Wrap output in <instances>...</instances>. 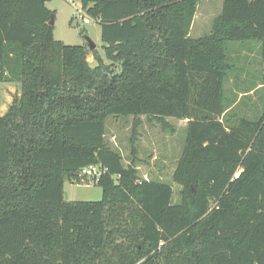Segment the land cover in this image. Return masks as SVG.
<instances>
[{
    "label": "trees",
    "instance_id": "trees-1",
    "mask_svg": "<svg viewBox=\"0 0 264 264\" xmlns=\"http://www.w3.org/2000/svg\"><path fill=\"white\" fill-rule=\"evenodd\" d=\"M46 1L0 0V82L20 85L0 115V264H264V78L242 83L264 61V0H221L196 38L199 0H78L101 28L94 66ZM244 42L255 70L229 55ZM109 115L186 120L179 202L139 178L133 145L123 165ZM90 165L101 198L64 200Z\"/></svg>",
    "mask_w": 264,
    "mask_h": 264
},
{
    "label": "rangeland",
    "instance_id": "rangeland-1",
    "mask_svg": "<svg viewBox=\"0 0 264 264\" xmlns=\"http://www.w3.org/2000/svg\"><path fill=\"white\" fill-rule=\"evenodd\" d=\"M221 0H199L195 15L189 30V36L199 37L209 33L214 18L221 12ZM46 6L54 12L53 36L64 44L85 45L87 38L95 44L96 53L108 62L105 57L101 40V28L98 21L91 19L84 23L81 16H88L80 7L78 0H47ZM89 49V47H88ZM255 45L242 43V48L235 44L233 51L229 45V55L238 63L247 59L250 61L248 69L258 68L252 57ZM242 59H241V58ZM240 58V60L238 59ZM87 61L91 66L96 65L97 59L92 50L87 51ZM255 70V69H254ZM248 72V77L242 83L248 85L258 76L264 78V61L260 64V71ZM232 81L226 82L227 92L234 90ZM264 93V87H260ZM19 83L0 82V115H2L12 101L13 95H19ZM250 104H257L256 94L250 93ZM260 103V102H259ZM243 109V107H240ZM249 114V110L243 109ZM186 120L165 117L163 121L146 115L134 117L109 115L105 118V139L114 150L122 156V163L130 162V149H136L137 174L140 179H155L163 181L172 187V201L181 200V185L173 180V171L183 148L185 140ZM146 177V178H145ZM78 183L65 180L63 183V198L66 201L98 200L101 198V188L83 176L78 177Z\"/></svg>",
    "mask_w": 264,
    "mask_h": 264
},
{
    "label": "built area",
    "instance_id": "built-area-1",
    "mask_svg": "<svg viewBox=\"0 0 264 264\" xmlns=\"http://www.w3.org/2000/svg\"><path fill=\"white\" fill-rule=\"evenodd\" d=\"M81 19L83 20L84 23H89L90 21V17L88 16H86V18L81 16ZM103 172H104V169L102 167L98 165H90V166L83 168L80 171V175L83 177H86L93 183H97Z\"/></svg>",
    "mask_w": 264,
    "mask_h": 264
},
{
    "label": "water",
    "instance_id": "water-1",
    "mask_svg": "<svg viewBox=\"0 0 264 264\" xmlns=\"http://www.w3.org/2000/svg\"><path fill=\"white\" fill-rule=\"evenodd\" d=\"M53 20H54V17L50 19L49 24H53ZM87 44H88L89 50L95 49V44L89 38H87Z\"/></svg>",
    "mask_w": 264,
    "mask_h": 264
},
{
    "label": "crops",
    "instance_id": "crops-1",
    "mask_svg": "<svg viewBox=\"0 0 264 264\" xmlns=\"http://www.w3.org/2000/svg\"><path fill=\"white\" fill-rule=\"evenodd\" d=\"M15 95H13V97H14ZM146 178V177H145ZM146 179H148V178H146Z\"/></svg>",
    "mask_w": 264,
    "mask_h": 264
}]
</instances>
